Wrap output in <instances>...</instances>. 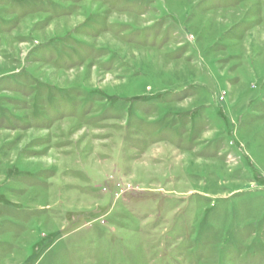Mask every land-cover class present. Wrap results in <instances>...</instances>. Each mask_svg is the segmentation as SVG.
I'll list each match as a JSON object with an SVG mask.
<instances>
[{"label":"rangeland","instance_id":"374dc122","mask_svg":"<svg viewBox=\"0 0 264 264\" xmlns=\"http://www.w3.org/2000/svg\"><path fill=\"white\" fill-rule=\"evenodd\" d=\"M0 264H264V0H0Z\"/></svg>","mask_w":264,"mask_h":264}]
</instances>
